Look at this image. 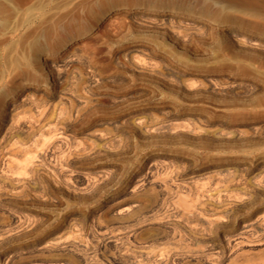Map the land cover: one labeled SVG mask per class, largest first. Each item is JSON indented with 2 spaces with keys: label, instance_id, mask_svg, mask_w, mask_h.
<instances>
[{
  "label": "rangeland",
  "instance_id": "374dc122",
  "mask_svg": "<svg viewBox=\"0 0 264 264\" xmlns=\"http://www.w3.org/2000/svg\"><path fill=\"white\" fill-rule=\"evenodd\" d=\"M0 264H264V0H0Z\"/></svg>",
  "mask_w": 264,
  "mask_h": 264
},
{
  "label": "bare ground",
  "instance_id": "6f19581e",
  "mask_svg": "<svg viewBox=\"0 0 264 264\" xmlns=\"http://www.w3.org/2000/svg\"><path fill=\"white\" fill-rule=\"evenodd\" d=\"M49 115H50V114H49ZM41 116H42V115H41ZM52 119H53V118H52ZM62 120H63V119H62ZM51 121H52V120H51ZM60 121H61V120H60ZM52 122L56 123L57 121H52ZM54 123H53V125H54ZM57 123H58V122H57ZM28 124H29V123H28ZM46 126H47V125H46ZM49 126H50V125H49ZM49 126H48V127H49ZM37 130H38V129H37ZM19 150H20V149H19ZM60 185H61V184H60ZM66 189H67V188H66ZM235 242H236V241H235ZM237 242H238V240H237ZM238 243H240V242H238ZM238 243H237V244H238ZM52 244H53V243H52Z\"/></svg>",
  "mask_w": 264,
  "mask_h": 264
}]
</instances>
